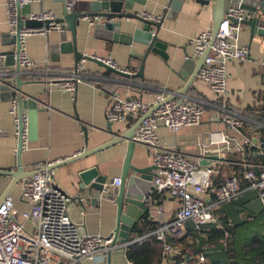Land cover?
I'll use <instances>...</instances> for the list:
<instances>
[{"label":"crops","instance_id":"crops-1","mask_svg":"<svg viewBox=\"0 0 264 264\" xmlns=\"http://www.w3.org/2000/svg\"><path fill=\"white\" fill-rule=\"evenodd\" d=\"M88 1L78 0L74 9H84ZM183 1L182 6L173 13L172 17H169L170 0H147L144 5L135 2V9L138 12L162 16L159 37L168 43L166 58L158 53L149 54L143 79L133 77V74L125 77L96 61L85 59L84 77L78 82L74 95L48 82L53 78L66 77L76 66V58L72 53L53 57L50 44L59 40L61 29L51 28L45 32L30 33L25 37L27 54L34 63L28 69L22 67L21 77L24 83L20 90H16L15 98L19 102L18 97H21L22 111L28 120V132L23 139L21 153L22 166L26 172H34L37 162H54L52 164L56 165L57 162L74 156L87 147L94 148L111 140L117 134L130 130L138 122L135 118L130 117L118 122H111L107 118V111L116 97H141L147 102H153L157 94L164 92L171 99L202 102L205 114L202 124L184 126L177 132L163 125L160 126L158 134L161 142L169 148L184 152L200 164L210 155H218L222 158L207 160L209 164L218 166L220 174L223 172L237 176L241 192L236 198L221 204L217 212L222 216L223 208L228 207L232 201H237L244 206L242 217L254 218L252 205L261 200L257 191L248 186L243 172L249 167L260 169L264 166V35L252 36L251 27L242 24L232 37L237 44L249 46L250 57L244 60L228 61V92L225 98L214 92L211 85L199 76L195 78L188 92L183 95L180 90L187 84L190 76L192 77L194 65L191 70L185 71V76L181 73L182 64L186 59L195 61L200 58L202 54L197 53L196 50L197 38L202 31L212 29L213 26L210 6H203L195 0ZM7 2L8 0H0V53L15 47L13 38L10 36L13 33L9 23ZM30 3L32 14L52 10L59 17L65 11L63 0H32ZM245 13L246 18L251 17L247 11ZM121 21L123 34H131L134 28L141 26V22L136 19L125 18ZM88 25L89 30L80 31L78 34L80 51L99 58L111 56L120 69L127 68L137 72V69L130 65L133 59L132 52L144 53L146 45L135 41L128 43L122 40L96 38L92 29L93 25ZM4 67L5 72L15 69L7 65L6 60ZM45 72L49 74L47 77ZM12 100L0 101V170L18 168L19 134L15 117L10 111ZM223 103L228 109L245 117L243 135L251 138V144L244 142L243 135L228 131L224 121L225 114L219 108ZM85 127H87L89 140H87ZM226 133H230L234 139L224 141ZM202 143H210L212 152L203 154ZM261 143L263 145L260 148L258 145ZM127 147V141H124L86 158L54 165V168L47 169L52 173L53 180L71 196L69 213L82 233H99L108 237L115 232L117 206L109 198L115 186L108 187V184L115 177H121ZM133 161L139 166L153 165L148 147L137 144ZM244 163L248 165L245 166ZM94 165L98 166L102 174L108 176L102 199L98 198L96 191L80 186L82 182L80 171ZM24 179L16 183L9 194L12 195L19 211L30 207V204L22 197ZM11 183L12 176L0 174V201L4 199V194ZM179 206V198L166 191L158 192L152 186L149 212L139 223L148 216L157 226L145 233L146 236L138 235L135 228V232L126 243L118 241L109 251L95 259L86 258L80 264H129L131 260L127 255L128 247L132 243L143 242L149 238L150 236L147 235L162 223L161 219L166 221L173 219ZM251 209L253 211H250ZM159 210L161 214L158 213ZM260 211H263V206ZM19 217L27 229L35 228L33 222L25 221L21 215ZM213 225L217 228L225 227L220 221V216L219 222ZM211 227L212 224H209L196 229L192 222H188L186 235L183 238L168 237L174 245L182 239L187 244L185 249L188 253L182 260L179 259L178 264H200L199 253L195 251L198 248L202 249L200 252L206 256L204 264H216L214 260L217 255L220 257L219 243L223 240L222 238L209 239ZM175 246L183 248L181 243ZM180 253L181 251L174 253L163 260L161 248L162 260L159 264L177 262L176 256ZM193 255L196 256L193 257ZM220 259L223 260V258Z\"/></svg>","mask_w":264,"mask_h":264},{"label":"built area","instance_id":"built-area-1","mask_svg":"<svg viewBox=\"0 0 264 264\" xmlns=\"http://www.w3.org/2000/svg\"><path fill=\"white\" fill-rule=\"evenodd\" d=\"M31 1L8 0L9 23L13 34L17 32V3L23 6ZM77 1L64 0L66 9L72 11ZM139 14L147 19L162 20V16H154L146 12ZM232 17L241 21L246 18V13L242 9H231L222 21L213 42V31L210 28L202 31L196 41V50L199 54L211 47L198 76L208 82L214 92L222 98H225L228 92V61L250 57L249 46L239 45L232 39L241 26L240 23H233L230 19ZM32 18L49 19L52 21L50 28H63L61 23L55 21L57 16L52 10L32 14ZM87 21L90 25L95 23L92 18H88ZM47 30L45 28L22 30L21 47L17 54L21 68L28 69L34 63L27 54L25 37L30 33ZM5 60L6 55L0 53V73L5 72ZM102 60L115 68H120L111 56ZM85 68V59H81L66 77L53 78L48 82L74 95L78 82L84 77ZM121 69L130 74L135 73L131 69ZM47 73L45 72L46 77L49 75ZM219 108L225 114L224 121L228 131L243 135L245 117L228 109L224 103ZM10 111L15 117L17 133L19 134L21 127L24 139L28 132V120L25 114L20 112L17 98L12 100ZM204 114L205 108L202 102L171 99L164 92L157 94L153 102H147L141 97H116L107 111V118L111 122L125 121L130 117L141 120L133 139L138 144L147 146L150 151L151 161L155 167L152 186L158 192L166 191L180 199V206L174 218L167 221L161 219L162 223L147 235L154 236L162 242L163 260L181 251L180 247L168 240L169 236L175 239L183 238L186 235L188 222H192L196 229L219 222L218 207L236 198L241 192L237 176L223 172L220 174L217 165L200 164L184 152L167 147L160 140L158 134L160 126L163 125L177 132L184 126L202 124ZM144 116L146 117L143 118ZM231 139L234 137L226 133L224 141ZM244 142L251 144L252 140L244 136ZM262 145L263 143L258 146L261 148ZM209 152H212L211 144L202 143V153ZM52 163L37 162L34 173L23 180L22 197L30 204L27 210L19 211L12 195H8L1 203L0 264H80L86 258L95 259L115 247L114 234L106 237L99 233L81 232L69 213L71 196L53 180L52 173L47 170ZM244 165L248 164L244 163ZM243 177L248 182V186L257 191L264 211V166L260 169L253 167L245 169ZM121 182L122 178L117 176L108 187L119 186ZM158 213L161 214V210ZM20 215L25 221L33 222L35 228L27 229L20 220ZM228 234L226 232V236ZM198 261H206L204 253L198 254ZM129 264L134 263L130 261Z\"/></svg>","mask_w":264,"mask_h":264},{"label":"water","instance_id":"water-1","mask_svg":"<svg viewBox=\"0 0 264 264\" xmlns=\"http://www.w3.org/2000/svg\"><path fill=\"white\" fill-rule=\"evenodd\" d=\"M64 1V0H63ZM147 0H89L87 6L84 9L68 11L65 7V11L62 16L55 19L63 25V28L59 33V40L50 44L53 57H57L60 54H74L76 58V64L81 59H88L98 62L100 65L105 66L120 75L129 77V72H126L120 68H115L102 58L95 55L85 54L79 50L78 47V34L80 31L90 29L88 25V18L95 20L92 27L94 36L96 38H102L104 40H122L128 43L138 42L147 46L144 53L132 52L133 59L131 61V67L136 68L137 72L133 74V77L144 78V69L147 57L150 53H158L164 58L167 57L168 43L164 42L159 37V30L162 26V21H155L147 19L139 14L135 9V2L140 4H146ZM203 6H210L212 10L213 18V37L212 42L215 40L218 29L224 20L228 16L231 9H242L247 11L251 16L241 21L236 17L230 18L233 23L247 24L251 27L252 36L259 34L264 35V0H195ZM259 3H256V2ZM183 0H170L171 11L169 17H172L173 13L178 10ZM31 3L21 6L17 3V32L11 34L13 38V44L15 47L11 50L3 52L6 55V63L15 69L0 73V101H9L15 98L16 90H20L24 80H22V68L17 59V54L21 47L20 37L23 29H38L45 28L51 29L49 19H37L32 18ZM136 19L141 22V26L133 29L131 34H123L122 31V19ZM211 47L206 49L198 60L192 61L186 59L182 64V74L186 76L187 70L192 69L194 65V73L190 76L187 84L181 88L180 93L186 94L190 87L193 85L195 78L198 77L199 71L204 66L206 58L210 53ZM13 90V91H12ZM19 99V109L22 113L21 97ZM149 115V114H148ZM146 115V116H148ZM144 116L143 118H145ZM138 121L130 130L117 134L111 140L104 142L94 148L87 147L82 152L71 156L67 159L57 162L58 164H51L49 167L54 168V165H60L68 163L70 161L86 158L98 151H101L107 147L127 141V154L123 164V170L121 174L122 182L119 186H115L109 198L112 199L117 206V222L113 238V245H116L118 241L126 243L135 232V228L143 217L149 212L150 197L152 193V180L154 177V165L139 166V164L133 161L134 150L138 144L133 136L140 124ZM110 128V127H109ZM87 132V127H85ZM87 140H89L87 132ZM23 149V136L21 133V127L19 132V144H18V168L16 170H0V174H8L12 176V183L9 189L4 194V199L10 194L11 188L21 181L22 179L31 176L34 172H26L22 166L21 153ZM207 159L218 160L222 159L218 155H210ZM206 158L202 161V164H208L209 161ZM48 167V168H49ZM49 168V169H50ZM81 188H89L92 191H96L98 198L102 199L104 192L106 191L105 184L108 181V176L102 174L98 166H89L80 171ZM0 201L1 203L4 201Z\"/></svg>","mask_w":264,"mask_h":264},{"label":"trees","instance_id":"trees-1","mask_svg":"<svg viewBox=\"0 0 264 264\" xmlns=\"http://www.w3.org/2000/svg\"><path fill=\"white\" fill-rule=\"evenodd\" d=\"M243 207L240 202L232 201L228 207L223 208V212L221 210L220 221L225 227L217 228L212 223L209 239L222 238L223 240L219 243L220 257L217 255L214 260L216 264H264V212L259 211L257 214L251 209L250 211H253L254 214L253 219L247 216L242 217ZM229 223L232 224L229 225ZM155 226H157L156 223L146 216L144 221L136 226V233L140 236L144 235ZM226 232L229 233L228 236H226ZM179 241L175 245L181 243L183 248L181 247L180 255L176 256L177 262L173 264H178L179 259L182 260L188 253L185 249L187 245L185 240ZM161 248L162 243L150 236L143 242L132 243L127 249V255L134 264H159L162 260ZM195 251L198 254L202 249L198 248ZM189 254L191 255V253ZM195 256L193 255V257ZM200 264H204V262H200Z\"/></svg>","mask_w":264,"mask_h":264},{"label":"rangeland","instance_id":"rangeland-1","mask_svg":"<svg viewBox=\"0 0 264 264\" xmlns=\"http://www.w3.org/2000/svg\"><path fill=\"white\" fill-rule=\"evenodd\" d=\"M253 209L255 212H258L261 210L262 208V205H261V202L260 201H256L253 205H252ZM218 215L220 216V213L218 212Z\"/></svg>","mask_w":264,"mask_h":264}]
</instances>
